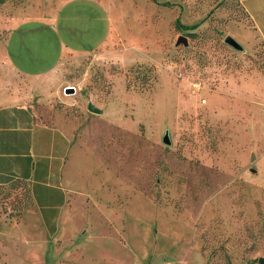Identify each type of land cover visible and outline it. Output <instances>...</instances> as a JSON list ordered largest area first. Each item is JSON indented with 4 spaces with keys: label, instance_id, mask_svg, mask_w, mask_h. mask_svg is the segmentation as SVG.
<instances>
[{
    "label": "rangeland",
    "instance_id": "374dc122",
    "mask_svg": "<svg viewBox=\"0 0 264 264\" xmlns=\"http://www.w3.org/2000/svg\"><path fill=\"white\" fill-rule=\"evenodd\" d=\"M260 30L264 0H0V66L58 89L31 99L84 181L57 234L0 185V264H261Z\"/></svg>",
    "mask_w": 264,
    "mask_h": 264
},
{
    "label": "crops",
    "instance_id": "0c3cea01",
    "mask_svg": "<svg viewBox=\"0 0 264 264\" xmlns=\"http://www.w3.org/2000/svg\"><path fill=\"white\" fill-rule=\"evenodd\" d=\"M51 73L45 72L43 77ZM22 75L15 66H0V184L24 179L32 197V204L26 207L34 211L38 228L65 233L70 226V198L82 192L84 181L72 168L70 135L40 120L31 99L57 95L58 89L43 93L39 79L30 86L22 83ZM71 236L74 234L67 237Z\"/></svg>",
    "mask_w": 264,
    "mask_h": 264
},
{
    "label": "water",
    "instance_id": "95a60500",
    "mask_svg": "<svg viewBox=\"0 0 264 264\" xmlns=\"http://www.w3.org/2000/svg\"><path fill=\"white\" fill-rule=\"evenodd\" d=\"M176 41H177V42H184V43H185V42L187 41V39H186V36H185V35L180 34V35L178 36V38H177ZM233 43H234V42H233ZM73 88H74V87H72V86H68V87H66L65 89H73ZM87 108H88L89 110H91V111H94V112H101V109H100L98 106L94 105V104L92 103L91 100L88 101V103H87ZM163 139L166 140V141H167V139H168V130H167V129H166L165 132H164ZM258 261H259L261 264H264V256H258Z\"/></svg>",
    "mask_w": 264,
    "mask_h": 264
},
{
    "label": "trees",
    "instance_id": "16d2710c",
    "mask_svg": "<svg viewBox=\"0 0 264 264\" xmlns=\"http://www.w3.org/2000/svg\"><path fill=\"white\" fill-rule=\"evenodd\" d=\"M14 179H20V180H22V181H24L26 183V181L24 179H21V178H14ZM14 179H12V180H14ZM0 185H4V184H0ZM26 187H27L28 195L30 196V203H29V205H31L32 204V197H31L30 189H29V186H28L27 183H26Z\"/></svg>",
    "mask_w": 264,
    "mask_h": 264
}]
</instances>
